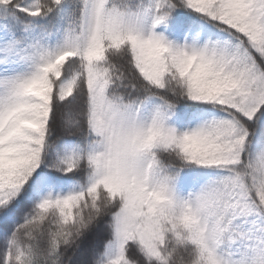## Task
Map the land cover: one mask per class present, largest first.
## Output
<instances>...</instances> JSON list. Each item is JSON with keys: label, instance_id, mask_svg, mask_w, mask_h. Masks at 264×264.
<instances>
[{"label": "snow or ice", "instance_id": "snow-or-ice-1", "mask_svg": "<svg viewBox=\"0 0 264 264\" xmlns=\"http://www.w3.org/2000/svg\"><path fill=\"white\" fill-rule=\"evenodd\" d=\"M0 264H264V0H0Z\"/></svg>", "mask_w": 264, "mask_h": 264}]
</instances>
